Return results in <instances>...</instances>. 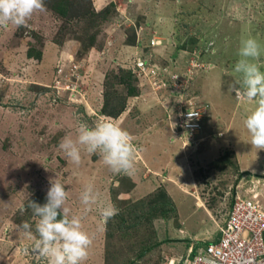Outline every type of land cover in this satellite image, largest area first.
<instances>
[{
    "label": "rangeland",
    "instance_id": "rangeland-1",
    "mask_svg": "<svg viewBox=\"0 0 264 264\" xmlns=\"http://www.w3.org/2000/svg\"><path fill=\"white\" fill-rule=\"evenodd\" d=\"M111 1L116 5L117 21H105L98 46L84 54H79L80 44L75 38L66 39L62 47L54 43L63 20L46 6L34 13L26 26L0 27V264H47L30 250L32 239L20 229L19 209L36 190L47 193L51 179L66 185L69 197L65 207L70 215L83 214V228L93 238L84 264L181 263L219 234L237 194H257L264 202V149L251 145L244 126L260 97L252 101L238 98L241 76L235 72L241 42L250 37L261 46L254 62L264 72V0H76L71 16L80 18L90 5L100 10ZM35 32L42 36V43L34 38ZM133 34L135 41L127 42ZM153 38L162 45H150ZM31 43L46 52L42 59L27 55ZM143 47H148V52ZM150 53L160 69H175L171 73L205 65L196 69L195 89L199 87L211 105L216 102L220 112L209 108L211 117L199 129L198 140L205 139L199 147L198 140H193L196 148L188 149L186 163L192 184L187 193L176 190L177 205L161 179L160 183L154 181L153 192L163 187L173 200L174 213L169 218L140 219L139 226L130 228L128 234L112 228L107 236L108 222H101L96 205L83 212L81 193L92 184L101 203L115 205L112 190L118 193L125 186L113 184L127 176L113 173V179H107L99 174L97 179V158L103 163L99 155L82 151L77 166L69 162L60 143L65 136L75 138L79 122L93 126L104 120L108 116L101 111L106 77L112 78L120 68L135 74L137 55ZM67 72L68 77L63 78ZM167 75L162 70L157 79ZM137 76L142 95H129L122 86L120 92L126 99L122 113L143 121L145 108L135 105L138 95L145 98L157 94L144 86V76L140 80ZM54 79L61 82L60 87ZM79 88L85 92L83 99L75 95ZM163 93L169 98L166 104L180 100L179 96H169L167 89ZM147 109L162 118L159 127L147 134L153 152L159 154L165 141L173 140L166 110L161 105ZM138 110L142 115H137ZM123 118L115 119L117 125L133 134L135 125ZM154 121L148 118L145 122ZM134 143L138 163L142 144ZM133 179H127L123 191L134 186ZM144 192L147 190L140 191ZM139 199L131 197V201ZM195 235L200 236L194 239ZM204 236V240L198 239ZM145 248L149 249L142 253Z\"/></svg>",
    "mask_w": 264,
    "mask_h": 264
},
{
    "label": "clouds",
    "instance_id": "clouds-1",
    "mask_svg": "<svg viewBox=\"0 0 264 264\" xmlns=\"http://www.w3.org/2000/svg\"><path fill=\"white\" fill-rule=\"evenodd\" d=\"M44 7V0H0V27L6 28L9 24L17 27L26 26L32 15L38 11H43ZM157 46L159 45L153 47ZM260 47L255 38L250 37L242 40L239 50L241 58L235 64V72L241 76L239 83L242 90L238 92V98L252 101L256 97H260L258 105L244 120V126L250 134V143L257 150L264 149V72H261L259 65L254 62L260 56ZM146 48L148 47H143V49ZM152 55L154 57V51ZM137 56L138 58L141 57L140 55ZM143 57L147 56L141 58ZM166 72L168 75L171 73L169 69L168 71L166 69ZM194 78L189 91L191 95L198 96L194 99L195 104L200 107L202 105L207 106L210 103L202 97V91L198 85V88L195 89ZM138 79L140 80L139 77ZM148 87L157 94L158 102L166 110L167 120L174 134L173 139L181 140L184 148L195 149L192 141L185 144V141L174 132L175 114L169 117V113L175 112L178 104H188V96L184 95L182 98L179 97V101H171L166 104L169 98H166L163 90L167 89L170 96L173 94L171 88H164L156 92L150 86ZM139 93L141 94V92ZM194 115L197 114L189 112V117ZM208 117H211L209 111L201 120L202 127H205ZM106 118L101 119L102 121L93 126L84 121L79 122L75 138L65 136L61 140L60 148L69 162L74 165L78 166L81 163L82 151H84L88 154L99 155L103 164L113 173L131 176L136 171L138 154L134 137L128 130L117 125L116 118L110 116ZM199 136L200 134L197 135V139ZM204 139L205 136L198 140L197 147ZM68 197L66 185L59 179H51L45 203L40 204L29 199L27 206L22 205L19 209L21 214L27 209H31L32 214L37 217L35 236L32 235L33 225L27 221L20 225V229L32 239L30 250L40 258L45 259L47 264H84L89 255V248L93 243L92 236L83 228V214L70 215L68 208L65 207ZM81 203L84 205V213L96 205L101 222L105 225L119 213V209L115 205L100 202V194L94 190L92 184L85 186L81 193Z\"/></svg>",
    "mask_w": 264,
    "mask_h": 264
},
{
    "label": "built area",
    "instance_id": "built-area-1",
    "mask_svg": "<svg viewBox=\"0 0 264 264\" xmlns=\"http://www.w3.org/2000/svg\"><path fill=\"white\" fill-rule=\"evenodd\" d=\"M150 44L162 45L160 40L154 38L150 39ZM151 54L137 59L135 74L137 73L139 78L144 76L145 85L156 92L171 88L172 93L180 98L188 96V104H178L175 112L169 113V117L175 114L174 132L185 144L198 140L197 135L201 133L199 129H202L201 120L208 109L206 105L200 107L195 104L194 99L198 96L191 95L189 88L196 75V69L205 65H191L194 68L169 73V76L159 80L157 74L166 69L161 70ZM69 72L64 73L63 78L68 77ZM57 79H54V82L60 87L61 82ZM189 112L197 115L189 117ZM219 233L217 240L207 243L196 252L193 251L183 262L176 264H264V202L257 194L236 195L225 221L219 227Z\"/></svg>",
    "mask_w": 264,
    "mask_h": 264
},
{
    "label": "trees",
    "instance_id": "trees-1",
    "mask_svg": "<svg viewBox=\"0 0 264 264\" xmlns=\"http://www.w3.org/2000/svg\"><path fill=\"white\" fill-rule=\"evenodd\" d=\"M44 5L56 17L63 20L53 38L54 43L62 47V45L66 43V39L70 37L75 38L80 44L79 54L87 53L92 48H96L98 46V36L101 32L102 24L105 21H117L116 5L113 1L100 10H94V6L90 5L86 10V15L80 18H73L71 16L74 7L76 6V0H44ZM133 36L134 34L129 37L127 42L130 40L135 41ZM34 38L41 43L43 42L42 36H39L37 32L34 33ZM31 44L32 45H30L27 50V55L37 60L42 59V56H44L43 54L46 52L43 53L40 48L34 46L33 43ZM146 50H148V48H146ZM122 86L125 87L129 95H137L139 93L137 78L130 69L125 70L120 68L115 76L112 78L106 77L104 81V101L101 111L110 117L118 118V116L125 110V95H122L120 92V88H122ZM83 91V88H79L75 95H78V97L83 99L84 97L81 96L83 94L85 95V92ZM57 95L58 94H56V96ZM66 100H68V98ZM72 100L73 99H71V101ZM209 108H212L211 104L207 105L208 111ZM121 183L125 186L123 182ZM121 183H118L117 186L113 184V186L115 185L114 187H119ZM124 188L125 187H122L118 193L116 192L118 190H112V197L115 198V206L119 209V213L108 221V227L106 230L107 236L113 232L111 231L112 228L114 230L116 228V233L119 232L122 234H128L130 228L139 226L140 219L146 218L147 216H149V218H169L174 213L173 200L168 195L167 191H165L162 187L159 188L161 189L160 191L158 190L156 193H150L146 195L147 197L144 196L136 201H131V197L127 194L129 188L123 191ZM30 200L43 204L46 202V193L36 190ZM28 201L25 202V207L27 206ZM21 218V224L27 221L35 227V218L37 217L32 214L31 209H27L22 214ZM16 221L19 223L18 220ZM147 249L149 248H145L142 253H144ZM194 252H196V250H194Z\"/></svg>",
    "mask_w": 264,
    "mask_h": 264
},
{
    "label": "crops",
    "instance_id": "crops-1",
    "mask_svg": "<svg viewBox=\"0 0 264 264\" xmlns=\"http://www.w3.org/2000/svg\"><path fill=\"white\" fill-rule=\"evenodd\" d=\"M168 69L170 72L175 70L172 68H168ZM136 100H138V102H136L135 105L138 104V107L140 109L145 108L143 109V112L145 111L144 112L145 116L143 118V121L137 120V118L128 116L125 113H122L120 117L117 118V119H120L121 121L122 117H124L123 118L124 120L127 119V121L129 122L131 123L133 122V124L135 125L134 127L135 132L132 134L134 137V140L137 143L142 144L140 145L141 150H142L140 151V156H142V158L138 163L136 162V171L134 173L137 176L130 177L129 175L121 174V175L127 176L126 177L127 179L134 178L133 179L134 186L132 185L133 187L128 189L129 191L127 194L129 197H132V196H136V198L144 197L152 193L155 190L156 188L155 182H158L160 178L162 185L166 186L167 191L171 193V197L174 199V202L177 205L178 199L176 198L174 194L176 193V190L187 193L189 192L188 187L192 184L191 183L192 174L190 173V169L188 168V165L186 163V154L187 153L189 154V150H188L189 148H184L181 140L179 139L171 140L170 138V140L168 139V141H165V144L163 145L162 149L160 150L161 152H159V154L154 153L153 152L154 145L152 146L153 142L147 136V134L150 130L157 129V127H159L158 123L159 121H162V118H159V114H157L156 111L152 112V111H149V109L147 108L151 107L152 105L156 107L161 104L158 102L157 97L152 94L145 96V98L140 97L138 95V98ZM161 107L163 106L161 105ZM135 108H137V106H135ZM213 109H215L217 112H220L216 102L212 103V110ZM138 114L142 115L141 110L137 111V115ZM148 118H153L155 121L152 122L151 124L149 122H145L146 119ZM214 119L215 118H213V120ZM168 126L170 128V131L172 133V138H173L174 134L172 132V128L169 122H168ZM160 128L162 130L163 126H161ZM171 133L169 134L170 136H171ZM161 134L163 135V131L161 132ZM96 161H98V164H97L98 169L96 171V174L98 176L96 178L98 179L100 175H104V177H106L107 179H113L112 178L114 176L113 172L103 163H100L98 158ZM145 171H150V172L146 173ZM164 175H165V178H162ZM127 179H119V180H116L114 183L117 182L115 184L117 186L118 183L123 182L126 187L127 186L126 182L128 181ZM143 190H147V192L140 193V191H143ZM197 207H200V205L198 204ZM177 208L179 212L180 211L179 207L177 206ZM219 235L220 233L214 239L212 238L213 240L211 241L217 240ZM197 236L199 237L200 235H195L194 239H197ZM205 238L206 237L204 236L202 239L201 238H198V239L204 240Z\"/></svg>",
    "mask_w": 264,
    "mask_h": 264
}]
</instances>
